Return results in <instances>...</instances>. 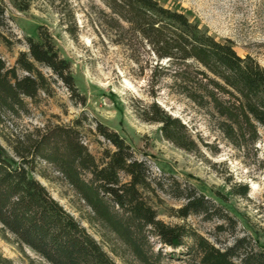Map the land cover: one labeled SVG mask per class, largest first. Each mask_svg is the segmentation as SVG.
Instances as JSON below:
<instances>
[{
	"label": "trees",
	"instance_id": "16d2710c",
	"mask_svg": "<svg viewBox=\"0 0 264 264\" xmlns=\"http://www.w3.org/2000/svg\"><path fill=\"white\" fill-rule=\"evenodd\" d=\"M10 1L19 12L27 11L31 2ZM105 2L146 40L159 60L172 65L178 92L217 116V128L231 145L246 149L256 144L258 129L264 130V67L256 59L239 56L229 39L216 40L184 13L156 0ZM6 24L0 2V34ZM25 44L27 51L18 53L14 66L0 58V225L20 247L47 264H116L37 179L53 181L54 173L89 210L85 221L107 242L113 240L110 252L124 263L128 255L138 264H160L162 259L180 258L174 250L181 249L179 255L188 257L189 264H264V249H255L246 237L219 248L191 226L158 219L149 197L156 188L184 201L172 209L173 216L218 219L235 229L234 220L222 207L193 186L172 177L165 184L152 180L148 164L138 160L125 140L107 126L95 124L97 134L114 148L105 149L99 160L82 141L80 120L72 125L8 131L13 118L29 113L26 100L34 102L39 93L51 96L58 83L75 103L85 104L71 64L60 56L51 35L38 27L37 37H26ZM140 115L145 122L159 124L162 136L176 147L194 148L185 124L156 103L143 107ZM0 264L13 263L0 254Z\"/></svg>",
	"mask_w": 264,
	"mask_h": 264
},
{
	"label": "rangeland",
	"instance_id": "374dc122",
	"mask_svg": "<svg viewBox=\"0 0 264 264\" xmlns=\"http://www.w3.org/2000/svg\"><path fill=\"white\" fill-rule=\"evenodd\" d=\"M156 1L184 13L216 40L229 39L239 56L250 55L264 67V0ZM0 2L7 23L0 34V58L6 65L14 66L18 53L27 51L26 37L36 38L40 27L51 35L60 56L70 62L78 92L85 97L84 105L75 103L58 83L51 96L39 93L34 102L26 100L29 113L13 118L7 124L8 131L72 125L80 120L82 141L99 160L105 149H114L97 134L95 124L99 122L117 132L134 156L148 164L152 180L165 184L172 177L182 185L193 186L222 207L234 220L235 229L218 219L207 221L202 216H189L181 220L173 216L172 209H178L184 201L156 188L155 196L149 197L158 219L169 225L191 226L219 248L246 237L255 249H264L262 128L258 129L260 137L253 146L239 149L231 145L217 128V116L178 92L171 77L172 65L159 60L146 40L119 19L105 0H31L25 12H19L10 0ZM168 65L169 69H161ZM151 103L185 124L187 135L195 143L192 150L176 147L162 136L159 124L142 119V108ZM51 175L54 180L50 182L37 179L115 263L138 264L128 255L124 256V263L110 252L113 240L107 242L85 221L89 210L56 174ZM243 191L247 192L245 196L241 195ZM219 225L222 230L217 228ZM181 251L174 250L180 258L162 259L160 264H189L188 257L179 255ZM0 254L13 264H47L28 248L20 247L1 225Z\"/></svg>",
	"mask_w": 264,
	"mask_h": 264
}]
</instances>
